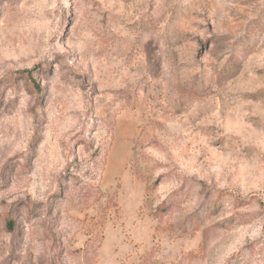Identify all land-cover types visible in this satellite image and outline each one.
I'll use <instances>...</instances> for the list:
<instances>
[{
	"label": "rangeland",
	"instance_id": "1",
	"mask_svg": "<svg viewBox=\"0 0 264 264\" xmlns=\"http://www.w3.org/2000/svg\"><path fill=\"white\" fill-rule=\"evenodd\" d=\"M0 264H264V0H0Z\"/></svg>",
	"mask_w": 264,
	"mask_h": 264
}]
</instances>
